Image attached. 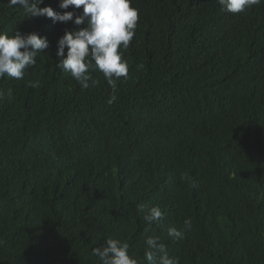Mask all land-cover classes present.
<instances>
[{
  "label": "trees",
  "instance_id": "trees-1",
  "mask_svg": "<svg viewBox=\"0 0 264 264\" xmlns=\"http://www.w3.org/2000/svg\"><path fill=\"white\" fill-rule=\"evenodd\" d=\"M7 2L0 33L49 47L23 79H0V264H101L92 250L108 238L147 264V236L178 264H264V3L131 0L129 72L109 105L102 73L83 89L56 66L83 8L44 0L74 13L53 23ZM152 206L164 217L146 232ZM187 218L182 240L168 236Z\"/></svg>",
  "mask_w": 264,
  "mask_h": 264
},
{
  "label": "clouds",
  "instance_id": "clouds-1",
  "mask_svg": "<svg viewBox=\"0 0 264 264\" xmlns=\"http://www.w3.org/2000/svg\"><path fill=\"white\" fill-rule=\"evenodd\" d=\"M43 3L44 0H8L7 6L19 5L27 16L51 18L53 23H67L73 20L72 11L57 12L50 6L40 7ZM218 3L223 11L238 14L264 3V0H218ZM70 6L83 8L82 14L76 16L74 23L87 26L66 31L58 40L57 56L61 59L56 66L74 78L83 89L98 84L97 80L92 79L91 71L102 73L113 89V95L107 101L111 105L117 99L116 81L128 76V63L122 60V55L135 35L138 11L131 6V0H60V9L67 10ZM48 47V39L41 38L36 32L23 34L16 30L11 36L0 33V79H23L26 69L34 67L37 55ZM138 67L142 68V65ZM28 84L36 88L39 81H30ZM4 95L5 93L0 91V99H3ZM7 95H12L11 89ZM139 207L143 211L145 206ZM163 217L164 212L159 206L149 207L143 216L149 226L145 231H149L151 225L161 221ZM191 228L192 220L187 218L182 229L170 227L167 233L175 240H182L185 232ZM145 245L143 260H146L147 264H178L177 259L169 257L167 248L159 242V237L147 236ZM92 251L101 264H142V261L129 255V244L119 239L108 238L105 245Z\"/></svg>",
  "mask_w": 264,
  "mask_h": 264
}]
</instances>
